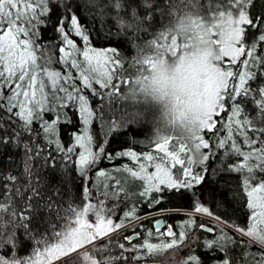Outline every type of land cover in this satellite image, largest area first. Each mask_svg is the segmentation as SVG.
<instances>
[{"label":"snow or ice","instance_id":"snow-or-ice-1","mask_svg":"<svg viewBox=\"0 0 264 264\" xmlns=\"http://www.w3.org/2000/svg\"><path fill=\"white\" fill-rule=\"evenodd\" d=\"M49 30L55 42L45 44ZM114 36L135 47L130 62L116 46H94ZM113 99L160 105L168 131L157 130L148 151L108 152L110 138L135 143L147 113L116 118L105 103ZM9 147H22L24 159L18 174L0 173V264H146L188 247L197 227L217 233L201 245L207 259L189 248L178 264H264V0H0V151ZM115 158L132 162L123 178L98 168ZM36 162L63 187L48 185ZM73 173L79 202L68 192ZM126 182L149 209L166 191L210 182L223 212L199 201L193 211L232 232L187 217L178 231L157 228L158 242L151 230L139 244L120 242L113 233L140 219L136 204L115 219Z\"/></svg>","mask_w":264,"mask_h":264},{"label":"trees","instance_id":"trees-1","mask_svg":"<svg viewBox=\"0 0 264 264\" xmlns=\"http://www.w3.org/2000/svg\"><path fill=\"white\" fill-rule=\"evenodd\" d=\"M85 17H87V20L85 23L88 26L93 25V20L89 13L85 12ZM163 23V21H162ZM103 32V29H102ZM55 34L49 30L43 34V43L47 44L49 41H54ZM113 44L112 45H105L102 41L97 40L94 42V46L97 47H106V46H116L118 47V50L121 55L124 56L126 61H131L135 55H136V49L133 45L130 43H120L115 44V41L119 38L113 37ZM137 43H142L141 41H137ZM127 67V65H126ZM98 87V86H97ZM123 90V89H122ZM90 94V93H88ZM96 100L93 99L92 103L93 106L96 104ZM109 108H111L114 111V115L116 118H119L122 113L126 110L129 113H133L136 111H128L124 104L121 103V99H113V100H106L105 102ZM94 130L99 131V125H94ZM134 128L138 129L134 132L135 136V143L129 144L128 141L131 138V135L129 136H119L118 138H110V142L107 145V151L111 153L119 152L122 149H127L129 147H132L133 150L137 151L138 153H142L144 151H148L149 149L141 144L140 139H143L144 136H147L148 129L146 127L144 128H137L135 125ZM101 136H103V133H100ZM61 139L64 141L65 145L68 144V136L64 134V130L61 131ZM8 157H11V159H8ZM24 159V153L23 148L19 149H12L8 148L4 151H0V173L3 174H18L20 170L22 169V161ZM59 163V161H58ZM132 162L129 160V158H115L113 161L109 160H102L100 162V169H115V168H121L124 169L125 166L130 165ZM34 171L38 173V175L43 178L47 182L48 185H62V181L59 175L56 173H53L51 169H41L40 168V162H36L34 164ZM59 171V170H58ZM108 173H113L114 170H106ZM115 175V172L112 174ZM73 176V182L68 186V192L71 194V198H74L76 202H79V198L81 196V186L79 181L76 179L75 173L72 174ZM2 183V181H0ZM45 191H50V187H46L44 189ZM141 189L135 185L131 184L128 186L129 191V199L127 203L120 202V207L117 209L116 212V221L118 222L119 219L122 218V212L126 210L128 207H131L132 204H136L138 207L137 215L140 218L149 216L151 214H158L157 217H163L166 225H172L174 231H178L176 228V225L182 223L185 221L187 217H194L193 215L189 214V212L193 211V204L195 201H199L204 206L209 207L211 211L216 212L217 214H220L223 212V209L219 208H213V193H214V186L207 182L203 186H196L190 191L181 190L180 192H165L164 198L162 202L159 205H156L154 208L149 209L146 203L142 201V199L136 195ZM69 199V196H65L64 200L67 201ZM19 203V201H18ZM170 211H177L174 213H168ZM150 213V214H149ZM235 223L240 224L241 226H244V217L240 213H236L233 215L231 213V210H229L228 214ZM227 218V217H226ZM135 220V219H134ZM134 220L125 221V226L131 224ZM154 218H145L138 222L135 225H132L130 227L124 228L118 233L113 234L115 237H121L120 242L123 241V236H130L132 233L139 234L136 241H133L136 244L141 243V241L144 239V237L147 235L146 230H151L153 232V239L150 242H158L156 239V230L154 228ZM201 222L205 221L202 218H198L196 220L197 225H199ZM142 225V226H141ZM221 228H225L224 226ZM227 230L231 233L232 230L227 228ZM162 232V231H160ZM217 234V233H216ZM215 234V235H216ZM17 236H23V229L17 230ZM214 236V235H213ZM212 235H209L203 231H200L199 228H195L190 235L188 241L186 242L188 244V247L181 248L179 250L172 249L168 250L162 253H157L155 255L154 259H149L146 264H178V262L187 256L189 248L195 249L196 254L201 255L205 260L207 259L206 256L203 255L204 250L202 249L201 245L205 240L212 239ZM160 240H163L164 237H160ZM254 250V249H253ZM236 254L239 257L240 249H236ZM21 255L27 254L26 251H21ZM77 264L79 262L77 261Z\"/></svg>","mask_w":264,"mask_h":264},{"label":"rangeland","instance_id":"rangeland-1","mask_svg":"<svg viewBox=\"0 0 264 264\" xmlns=\"http://www.w3.org/2000/svg\"><path fill=\"white\" fill-rule=\"evenodd\" d=\"M56 67H59V65H57ZM225 67H227V58H226ZM122 91L126 92V88H124ZM88 95H90V94H88ZM121 103L125 105V107H126V109L128 111H136V112L137 111H141V112H143L144 108L145 107L147 108V113L145 114L144 119L139 124L136 125L137 128L146 127L148 129L147 136H144L143 139H140V140H142V141H140L141 144L146 146L148 141L153 140L155 138L157 130H159L161 134H166V132L168 131L167 127L165 126V124L163 122V120L160 118L161 117V112H162V108H161L160 105H158L156 103H150L148 105H142V104H139V103H137L135 101L125 100V99H121ZM111 161H113V160H111ZM98 168L100 169V164L98 165ZM106 170H114L116 177H120V178H123V177H125L127 175V173H125L123 171V169H121V168H118V169L117 168H115V169H106ZM149 171H155V169L154 168H150ZM113 173H111V175ZM130 179L131 178L129 177V181H130ZM126 183H128V182H126ZM129 185H130V183H128V186ZM174 212H177V211H170V212H167V214L168 213H174ZM198 214H200V215H202L204 217H210L206 213H198ZM157 215L158 214H151L149 216H146V217H143V218H140V219H135L131 224L122 227L121 229L117 230L113 234L120 232L124 228H127V227H130L132 225H135V224H137L138 222H140L141 220H143L145 218H155ZM217 222L218 223H215V225L219 224L220 227H223V226L227 227L225 224L222 225V222H220V221H217ZM227 228L231 229L230 227H227ZM134 234L135 233H132L130 236H133ZM245 239H247V238L245 237ZM136 240L137 239H135L133 241H136ZM74 255L75 254H73V256ZM68 259H71V257H69Z\"/></svg>","mask_w":264,"mask_h":264},{"label":"flooded vegetation","instance_id":"flooded-vegetation-1","mask_svg":"<svg viewBox=\"0 0 264 264\" xmlns=\"http://www.w3.org/2000/svg\"><path fill=\"white\" fill-rule=\"evenodd\" d=\"M189 214L193 215V216L196 218V220H197L198 218H202V219L205 221V224H206L208 227H212V226L215 225V223H218L214 217H204V216H202V215H200V214H198V213H195V212H189ZM157 216H158V215H157ZM157 216L154 218L155 220L158 219ZM155 220H154V221H155ZM154 221H153V222H154ZM199 230H200V231H203V230H201V229H199ZM159 231L166 232V231H167V225H166L163 229H161V230H159ZM203 232H205V231H203ZM205 233H207V234H209V235H212V236L216 234V233H208V232H205Z\"/></svg>","mask_w":264,"mask_h":264},{"label":"water","instance_id":"water-1","mask_svg":"<svg viewBox=\"0 0 264 264\" xmlns=\"http://www.w3.org/2000/svg\"><path fill=\"white\" fill-rule=\"evenodd\" d=\"M156 220H159L161 223H160L159 225L154 224V228H155V230H157V228H158L159 230H161V229H163V228L166 226V222H165V220H164L163 217H159V218L156 219ZM156 220H155V221H156ZM222 225H224V224L222 223ZM203 231L207 232L206 230H203ZM138 237H139L138 234H134V235L132 236L133 240L137 239ZM153 264H154V263H153Z\"/></svg>","mask_w":264,"mask_h":264}]
</instances>
